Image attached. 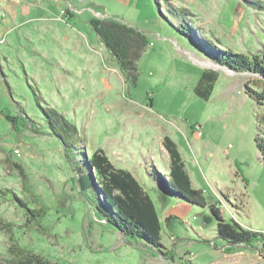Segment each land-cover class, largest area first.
Listing matches in <instances>:
<instances>
[{"label":"rangeland","instance_id":"374dc122","mask_svg":"<svg viewBox=\"0 0 264 264\" xmlns=\"http://www.w3.org/2000/svg\"><path fill=\"white\" fill-rule=\"evenodd\" d=\"M159 4L162 12L154 0H0V264L16 263L12 244L49 264H209L221 243L211 209L264 237V164L254 141L264 134L263 110L245 94L246 83L264 89V81L204 56L179 33L180 19L166 4L188 13L196 40L208 35L247 56L264 51V11L246 0ZM103 19L144 34L135 81L123 77L91 27ZM203 72L216 77L207 101L194 94ZM50 109L78 131L67 153L47 129ZM5 113L17 117V130ZM165 136L205 207L162 200L148 178L153 166L169 164ZM80 149L88 157L102 150L152 198L163 225L162 254L96 215L72 167ZM10 191L30 209L44 208V217L27 225L30 216ZM168 216L174 219L166 226ZM253 245L264 254L261 242ZM236 257L223 255L224 263L237 264Z\"/></svg>","mask_w":264,"mask_h":264},{"label":"trees","instance_id":"16d2710c","mask_svg":"<svg viewBox=\"0 0 264 264\" xmlns=\"http://www.w3.org/2000/svg\"><path fill=\"white\" fill-rule=\"evenodd\" d=\"M154 2L159 11L162 12L160 0H154ZM246 2L252 9L264 11V0H246ZM166 8L175 17V20L180 19L177 24L179 33L192 46L200 50L204 56L233 72H249L259 76L264 81V51L247 56L232 49L221 47V45L214 43L208 35L198 41L193 34L196 30L192 28L191 22L187 19L188 13L168 4H166ZM91 27L100 43L115 60L123 77L135 81L137 63L144 54L147 45L144 34L113 19L93 20ZM215 82L214 74L203 72L194 88V94L207 101L212 94ZM249 85L250 83L245 84V94L263 110L259 125H263L262 132L264 133V89H253ZM21 114H23L22 110ZM3 118L11 125L12 129L17 130V117L5 113ZM45 119L48 131L52 136L59 139L62 146L65 147L66 153L68 149L74 148V137L78 134L76 127L54 109L45 111ZM254 141L264 164V134H261L260 137L257 135ZM162 145L168 153L169 164L160 163V168L153 166V170L147 174L148 178L152 179V184L161 199L164 201L166 199H178L191 205L205 207L204 197L199 190L192 187L174 142L165 136ZM80 152L79 155L76 153V156L80 158L79 163L76 166L73 164L72 167L77 174L76 181L80 193L82 195H87L86 192L92 194L96 215L124 237L139 240L162 254L160 250L163 248L161 243L162 221L154 201L133 174L125 169L115 168L102 150L94 151L90 157L81 149ZM68 158H70L69 155ZM18 170L21 173L20 168ZM11 194L12 200L18 202L25 209L26 215L30 216L27 218V225H34L39 218L44 217V208L30 209L14 192ZM89 201L91 202V200ZM211 212L217 220V237L228 243L230 247L235 245L253 246L256 241L264 245L262 234L247 230L233 220L225 222L218 211L214 209H211ZM172 219H174L172 216L166 217L164 224L168 226ZM209 221L210 218L205 219V222ZM9 252L13 260L17 258L15 264H49L47 258L22 247H14L13 244L9 248Z\"/></svg>","mask_w":264,"mask_h":264},{"label":"crops","instance_id":"0c3cea01","mask_svg":"<svg viewBox=\"0 0 264 264\" xmlns=\"http://www.w3.org/2000/svg\"><path fill=\"white\" fill-rule=\"evenodd\" d=\"M218 245V244H217ZM214 255L209 264H225L224 256L236 255L235 262L237 264H253L257 260L264 262V254L258 253V248L256 246H244L235 245L230 247L229 244L221 240L219 247H214ZM229 254V255H228Z\"/></svg>","mask_w":264,"mask_h":264},{"label":"bare ground","instance_id":"6f19581e","mask_svg":"<svg viewBox=\"0 0 264 264\" xmlns=\"http://www.w3.org/2000/svg\"><path fill=\"white\" fill-rule=\"evenodd\" d=\"M208 66H210V67H213V65L212 64H207ZM214 68V67H213Z\"/></svg>","mask_w":264,"mask_h":264},{"label":"water","instance_id":"95a60500","mask_svg":"<svg viewBox=\"0 0 264 264\" xmlns=\"http://www.w3.org/2000/svg\"><path fill=\"white\" fill-rule=\"evenodd\" d=\"M64 147V146H63ZM64 150L66 151L65 147H64ZM79 188V187H78ZM80 190V189H79ZM81 192V191H80ZM104 222V221H103Z\"/></svg>","mask_w":264,"mask_h":264}]
</instances>
